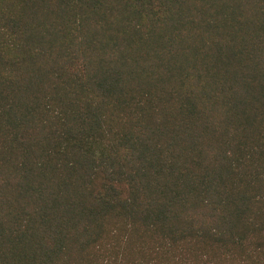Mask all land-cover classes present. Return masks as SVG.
Returning <instances> with one entry per match:
<instances>
[{
    "label": "trees",
    "instance_id": "obj_1",
    "mask_svg": "<svg viewBox=\"0 0 264 264\" xmlns=\"http://www.w3.org/2000/svg\"><path fill=\"white\" fill-rule=\"evenodd\" d=\"M0 264H264V0H0Z\"/></svg>",
    "mask_w": 264,
    "mask_h": 264
}]
</instances>
